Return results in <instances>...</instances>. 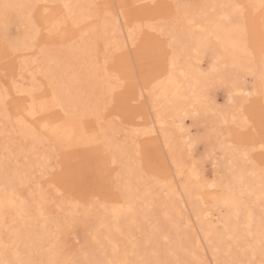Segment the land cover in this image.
Listing matches in <instances>:
<instances>
[{"label":"snow or ice","instance_id":"6c2138e0","mask_svg":"<svg viewBox=\"0 0 264 264\" xmlns=\"http://www.w3.org/2000/svg\"><path fill=\"white\" fill-rule=\"evenodd\" d=\"M169 176L237 209L211 260ZM0 264H264V0H0Z\"/></svg>","mask_w":264,"mask_h":264},{"label":"rangeland","instance_id":"374dc122","mask_svg":"<svg viewBox=\"0 0 264 264\" xmlns=\"http://www.w3.org/2000/svg\"><path fill=\"white\" fill-rule=\"evenodd\" d=\"M115 2L119 3L120 0H115ZM193 2H195V0H193ZM222 2H228V0H222ZM156 131L159 132L158 125ZM160 140L161 144H163V136L160 137ZM168 179L173 185L174 196L170 197V194L168 196L167 189H157L153 196H150L148 198L149 202L155 205V213L161 223L167 224L168 226L165 230V235H167L168 237L167 240H165L164 235H161L159 238L161 248L164 250L169 248L173 249L176 255L182 260H192L194 258V251L198 254L201 259L211 260L213 253L211 250H209L207 241H204L203 237H201L202 235L198 226L199 224H197L199 223L198 215H200L199 219H201V221H205L204 224L208 221V225L213 228V231L216 234L221 235V233L225 231V227L222 223L223 220L221 219L224 218V214L226 213L227 209L224 206V203L222 202L223 199H219V197H225L226 191L222 189L207 190L202 194V199L197 198L199 193L193 192L194 197L192 198V201H189L185 197L183 192H181L183 181L180 179V177L169 176ZM237 185L238 186L236 188V191L237 195H239L240 186L239 184ZM244 214V212H241V215L239 217L241 232L243 225L242 223L244 221ZM100 215H104L103 210H101ZM235 219V222L234 220H231V223L229 225H231L232 222V225H235L236 223V225L234 226L236 228L238 223L237 217ZM124 226V222L121 221L120 227ZM113 227H115V225H113ZM222 234H224V232ZM227 237L228 236H226L224 239L226 243L228 242ZM172 258L175 259V257Z\"/></svg>","mask_w":264,"mask_h":264},{"label":"bare ground","instance_id":"6f19581e","mask_svg":"<svg viewBox=\"0 0 264 264\" xmlns=\"http://www.w3.org/2000/svg\"><path fill=\"white\" fill-rule=\"evenodd\" d=\"M238 186V185H237ZM240 186V185H239ZM181 187V186H180ZM240 190V189H239ZM224 191H226V190H224ZM181 192H183V194L185 195V197L189 200V201H192V198L194 197V194H192L191 196H189L188 194H186L185 192H184V188H183V186L181 187ZM226 195H225V197H227L228 196V193H227V191H226V193H225ZM168 196H169V193L167 194ZM223 195V194H222ZM222 195H220V196H222ZM163 199V198H162ZM220 199V198H219ZM196 200V199H195ZM222 202H223V200H222ZM224 203V202H223ZM181 204V203H180ZM164 206V205H163ZM193 206V205H192ZM224 206L226 207V213L224 214L225 216H224V218L223 219H221V220H223L222 221V223H223V225H224V227H225V224L227 223L228 224V231L227 232H225V231H223L224 232V234H222L221 233V235L220 234H216L214 231H213V228H211L209 225H208V221L205 223V224H207V225H205L204 224V222L205 221H201V219H199L200 217V215H198V221H199V223H197V224H199L198 226H199V229H200V232H201V237H203V239H204V241H207L206 240V232H208V233H211L212 235H213V238L214 239H219L220 238V236H222L223 237V239H225V237L226 236H228V235H230V234H232V230L235 228L234 226L236 225V223H235V225H232L233 224V222H232V224L231 225H229L230 223H231V220L233 221L234 220V222H235V218H236V212H237V209H235V208H233V207H230V206H227V205H225L224 204ZM199 207V206H198ZM223 209V208H222ZM203 211V210H202ZM200 212V211H199ZM241 212H243L242 210H241ZM171 213V212H170ZM206 213V212H205ZM204 213V214H205ZM163 214V213H162ZM194 216V215H193ZM195 217V216H194ZM203 218V217H202ZM245 218H246V214H244V221H245ZM197 220V219H196ZM241 220H242V218H241ZM244 221H243V223H244ZM197 222V221H196ZM241 222V221H240ZM242 223V224H243ZM196 224V225H197ZM210 224V223H209ZM220 224V223H219ZM195 225V226H196ZM198 230V229H197ZM219 230V229H218ZM225 230V229H224ZM198 233V232H197ZM194 234V233H193ZM196 236V235H195ZM226 242V241H225Z\"/></svg>","mask_w":264,"mask_h":264}]
</instances>
